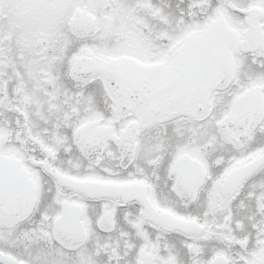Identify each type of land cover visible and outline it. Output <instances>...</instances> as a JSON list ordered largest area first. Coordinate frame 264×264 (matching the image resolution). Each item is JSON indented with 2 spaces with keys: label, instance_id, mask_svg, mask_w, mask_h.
Instances as JSON below:
<instances>
[{
  "label": "snow or ice",
  "instance_id": "obj_1",
  "mask_svg": "<svg viewBox=\"0 0 264 264\" xmlns=\"http://www.w3.org/2000/svg\"><path fill=\"white\" fill-rule=\"evenodd\" d=\"M0 264H264V0H0Z\"/></svg>",
  "mask_w": 264,
  "mask_h": 264
}]
</instances>
